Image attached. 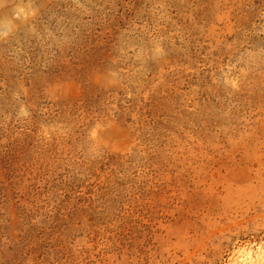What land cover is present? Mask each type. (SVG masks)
<instances>
[{"label": "rangeland", "instance_id": "rangeland-1", "mask_svg": "<svg viewBox=\"0 0 264 264\" xmlns=\"http://www.w3.org/2000/svg\"><path fill=\"white\" fill-rule=\"evenodd\" d=\"M0 264H264V0H0Z\"/></svg>", "mask_w": 264, "mask_h": 264}]
</instances>
